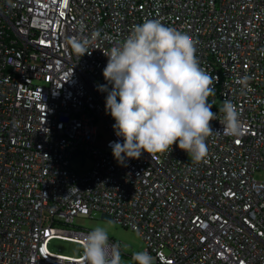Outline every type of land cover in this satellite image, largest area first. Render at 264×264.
I'll use <instances>...</instances> for the list:
<instances>
[{"label": "built area", "instance_id": "2783aa9c", "mask_svg": "<svg viewBox=\"0 0 264 264\" xmlns=\"http://www.w3.org/2000/svg\"><path fill=\"white\" fill-rule=\"evenodd\" d=\"M145 19L195 41L212 111L239 110L242 134L210 136L201 162L175 145L113 157L104 52ZM77 37L90 41L81 57ZM95 211L156 264H264V0H0V264H84L48 246L80 244L69 226Z\"/></svg>", "mask_w": 264, "mask_h": 264}, {"label": "clouds", "instance_id": "9594fccd", "mask_svg": "<svg viewBox=\"0 0 264 264\" xmlns=\"http://www.w3.org/2000/svg\"><path fill=\"white\" fill-rule=\"evenodd\" d=\"M99 36L94 33L93 37ZM88 38L70 40L78 56L88 53ZM107 92L105 111L114 119L113 129L122 142L110 143L113 157L123 163L142 153L185 151L193 162L208 155L207 139L213 135L240 136L243 125L237 106L224 100L218 113L209 97L215 94V78L196 56L195 41L183 31L158 19L133 26L125 40L104 52ZM248 77L239 80L247 87ZM111 85V88H108ZM222 128L214 130L212 121ZM84 264H130L124 259L126 245L113 243L109 229L96 225L80 240ZM131 264H156L147 250L131 253Z\"/></svg>", "mask_w": 264, "mask_h": 264}, {"label": "rangeland", "instance_id": "374dc122", "mask_svg": "<svg viewBox=\"0 0 264 264\" xmlns=\"http://www.w3.org/2000/svg\"><path fill=\"white\" fill-rule=\"evenodd\" d=\"M98 133L100 137L97 138L95 142L96 147H103L105 141L108 139V135L104 132L102 125H98ZM256 177L260 178L261 174H256ZM96 225H103L109 229L110 240L114 243H120L122 245H126L127 249L124 254V259L129 261L131 264V253L133 251L144 250V243L141 237L129 230L124 229L112 222L111 220L104 218L101 212L95 211L91 218H75L73 219L71 226L69 228L71 230H83L89 231ZM48 249L56 254L65 255L69 257H80L82 255V251L80 248V244L77 242H69L62 239L53 238L49 242Z\"/></svg>", "mask_w": 264, "mask_h": 264}]
</instances>
